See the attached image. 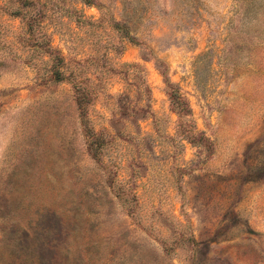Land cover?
<instances>
[{
	"label": "rangeland",
	"instance_id": "rangeland-1",
	"mask_svg": "<svg viewBox=\"0 0 264 264\" xmlns=\"http://www.w3.org/2000/svg\"><path fill=\"white\" fill-rule=\"evenodd\" d=\"M0 264H264V0H0Z\"/></svg>",
	"mask_w": 264,
	"mask_h": 264
},
{
	"label": "trees",
	"instance_id": "trees-1",
	"mask_svg": "<svg viewBox=\"0 0 264 264\" xmlns=\"http://www.w3.org/2000/svg\"><path fill=\"white\" fill-rule=\"evenodd\" d=\"M87 2H89V0H87ZM169 95L173 106L179 114H188L191 112V108L188 106L187 100L177 88L173 89L171 86ZM201 137L202 136H200V138Z\"/></svg>",
	"mask_w": 264,
	"mask_h": 264
}]
</instances>
